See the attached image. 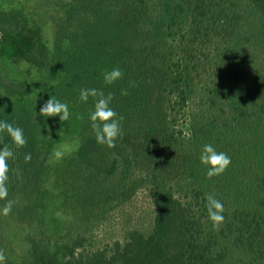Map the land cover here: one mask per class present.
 Returning <instances> with one entry per match:
<instances>
[{
	"label": "trees",
	"instance_id": "obj_1",
	"mask_svg": "<svg viewBox=\"0 0 264 264\" xmlns=\"http://www.w3.org/2000/svg\"><path fill=\"white\" fill-rule=\"evenodd\" d=\"M138 1L122 52L91 66L73 62L88 0L55 2L49 27L36 9L0 7V110L37 119L42 99L57 88L65 89L56 99L71 113L67 121L43 117L22 128L25 147L4 141L14 153L9 215L0 200L5 264H264V0ZM115 67L123 77L106 85L103 73ZM93 86L111 93L110 107L124 117L113 148L98 144L91 128L96 98L80 100L81 89ZM178 117L186 140L170 131ZM148 122L149 133L170 143L166 166L152 161L153 216L109 249L94 248L80 225L84 202L111 188L121 156H140L134 142L144 134L135 129ZM206 144L231 158L210 179L199 159ZM184 157L187 170L178 166ZM187 188L190 196L174 192ZM207 194L224 205L218 229Z\"/></svg>",
	"mask_w": 264,
	"mask_h": 264
},
{
	"label": "rangeland",
	"instance_id": "obj_2",
	"mask_svg": "<svg viewBox=\"0 0 264 264\" xmlns=\"http://www.w3.org/2000/svg\"><path fill=\"white\" fill-rule=\"evenodd\" d=\"M53 1V2H52ZM65 0H0V7L22 9L26 13H33L36 9L41 12L42 19L50 26L49 16L56 14L55 2L63 3ZM145 3L159 5L165 4V0H144ZM139 4L138 0H88L85 15L77 26L80 35L75 61L82 66L100 64L104 57L113 58L115 54L122 52V34L127 28L131 8ZM58 11V10H57ZM164 15L169 13L165 9ZM59 13L57 14V17ZM168 19H166L167 21ZM124 51V53H126ZM135 59V58H134ZM96 89V87L93 86ZM65 93V89H52L46 93L40 104V108L51 97L58 98ZM0 120L13 123L24 128L27 125L35 126L36 120L43 121V117L37 114V119L32 116L15 117L7 115L0 110ZM175 126L171 127V132L181 130L183 132L180 139L187 138V125L178 117ZM152 123H145L142 130L136 128L137 133L144 134L143 140H137L140 156H121L119 154L120 165L116 178L111 188L98 196L86 200L84 203L86 217L80 223L81 229L86 234L91 246L94 248L109 249L114 241H122L124 233L132 227H146L149 219L153 216V202L148 196L150 190V172L152 171V161L157 158L158 164L166 166V158L170 149V143L159 138V134L149 133L153 130ZM165 126H161L157 131L164 132ZM10 139L5 136L4 141ZM128 159V161L126 160ZM174 163H177L175 160ZM173 163V164H174ZM104 164L111 165L108 160ZM190 163L187 158H182L178 166L187 170ZM189 171V170H188ZM179 191L174 189L176 195L186 192L190 196L189 190Z\"/></svg>",
	"mask_w": 264,
	"mask_h": 264
},
{
	"label": "clouds",
	"instance_id": "obj_3",
	"mask_svg": "<svg viewBox=\"0 0 264 264\" xmlns=\"http://www.w3.org/2000/svg\"><path fill=\"white\" fill-rule=\"evenodd\" d=\"M122 77L123 72L119 67L103 73V79L106 85H111ZM132 86H135L134 83ZM121 94L127 95V90L123 89ZM90 96L96 98L94 111L89 116L96 142L113 148L115 147L116 140L122 137V121L124 117L118 116L117 112L110 107L111 101L113 100L111 93L105 95L102 90L95 88L81 89L80 100L82 102H87ZM39 115L46 118L59 116L60 121L63 122L70 118L71 113L67 103L59 101L55 96H51L40 108ZM5 136L10 139V142L16 148L25 147L27 140L24 136V130L21 127L0 120V145H3L2 149H0V200L6 201L2 208V214L7 216L11 213L13 207V201L7 200V181L10 171L8 162L13 159L14 153L8 144L4 143ZM63 155L64 153L60 150L54 151V156L57 159L62 158ZM199 159L200 163L207 167L206 176L209 179L222 175L231 164V158L224 152H218L211 144L203 146ZM24 160L25 163L30 162L32 155L30 153L26 154ZM206 200L208 218L212 222L213 228L218 229L224 222V205L212 194H207ZM6 259L4 250L0 249V264H5Z\"/></svg>",
	"mask_w": 264,
	"mask_h": 264
}]
</instances>
